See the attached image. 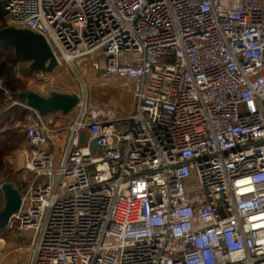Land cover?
<instances>
[{"label": "built area", "instance_id": "obj_1", "mask_svg": "<svg viewBox=\"0 0 264 264\" xmlns=\"http://www.w3.org/2000/svg\"><path fill=\"white\" fill-rule=\"evenodd\" d=\"M235 1L0 0V29L135 83L132 112L78 116L60 158L53 115L12 101L27 264H264V0Z\"/></svg>", "mask_w": 264, "mask_h": 264}, {"label": "rangeland", "instance_id": "obj_2", "mask_svg": "<svg viewBox=\"0 0 264 264\" xmlns=\"http://www.w3.org/2000/svg\"><path fill=\"white\" fill-rule=\"evenodd\" d=\"M232 1L233 4L237 2L235 0ZM2 19L3 17L0 19V21ZM85 65L89 73H83L81 70H79L77 63L69 65L68 63L61 62L60 67L54 70L51 74L44 77L45 80H41V82L33 81L34 83L42 85L44 90H47L46 94L48 90L51 89L59 90L61 92L75 91L78 93L80 97L78 106L70 113V115L66 116L65 118H61L62 115L60 113L51 114L53 116H58L56 118L54 127H57V129L59 128L58 131H62L66 135H68L70 128L72 127L76 118L80 115L83 117V119L86 118L95 120L97 119V116L102 115L107 120H115L121 118L123 115L122 113H131L136 104L135 102L134 105H131V99L127 100L125 98H121L119 92L111 87L116 85V83L113 82L115 79H87V74L94 76L95 73L92 70L90 61ZM39 79L43 78L39 77ZM27 84L26 87L28 89ZM25 143L26 144L24 148L17 150L8 157V167L12 169V174L16 176V179H18V175L22 174V170L26 171L24 169V154L28 153L30 148L27 141H25ZM18 187L21 190V186L19 185ZM29 239L30 236L28 232L22 233L18 230L10 231L6 229V227L0 230V263L27 264L29 256L25 248L29 243Z\"/></svg>", "mask_w": 264, "mask_h": 264}, {"label": "water", "instance_id": "obj_3", "mask_svg": "<svg viewBox=\"0 0 264 264\" xmlns=\"http://www.w3.org/2000/svg\"><path fill=\"white\" fill-rule=\"evenodd\" d=\"M10 46L13 54L28 63V70L33 74L49 75L59 65L45 39L29 30L6 27L0 29V47ZM12 101L22 102L44 117L53 113H60L66 117L77 107L78 94L75 92L49 91L42 96L34 91L19 92L11 95ZM92 152L100 151L95 140L89 143ZM0 190L4 197V205L0 211V230L13 214H17L21 205L20 193L9 184H1Z\"/></svg>", "mask_w": 264, "mask_h": 264}, {"label": "trees", "instance_id": "obj_4", "mask_svg": "<svg viewBox=\"0 0 264 264\" xmlns=\"http://www.w3.org/2000/svg\"><path fill=\"white\" fill-rule=\"evenodd\" d=\"M2 17L4 12L0 8V19ZM33 75L28 70V63L16 57L10 46L0 47V185L9 184L18 192L23 191L26 184L33 181L34 176L22 170V174L16 179L12 169L8 167V157L26 144L24 137L12 128L14 120L22 119L26 110L12 104L11 95L29 91L26 84ZM3 205L4 197L0 190V211Z\"/></svg>", "mask_w": 264, "mask_h": 264}, {"label": "crops", "instance_id": "obj_5", "mask_svg": "<svg viewBox=\"0 0 264 264\" xmlns=\"http://www.w3.org/2000/svg\"><path fill=\"white\" fill-rule=\"evenodd\" d=\"M89 61H90L89 59H83V60L78 61L77 62L78 69L81 70L83 73L88 72L87 69H86V65L85 64H87ZM60 65H61V63H59L58 67H60ZM46 76L47 75L34 74L33 75L34 79H31L30 81H28V84H27L28 85V90L29 91H34V92H36V93H38V94H40L42 96H46L48 94V92L52 91V90L57 91V92H61L59 90L51 89V90H48V92L46 94L47 90L45 91L42 85H39V84L33 82V81L41 82V80H45L44 77H46ZM39 77H41L43 79H39ZM88 78H91L92 80H102V79L104 80V78H101V77H99L96 74L94 76L91 75V74L90 75L87 74V79ZM98 78H101V79H98ZM108 79H110V80H114L115 79L113 82H115L116 85H113L111 87L116 89L119 92V95L121 96V98H125L127 100L131 99L130 104L131 105L135 104V102H136V99L134 97V95H135V93H134L135 83H134L133 80H123V79H118V78H107V79L105 78V80H108ZM73 92H75V91H73ZM68 93H71V92H68ZM76 94H78V93H76ZM122 114H123L122 115V117H123V116L129 114V112H125V113H122ZM53 117H54V119L56 121V118L58 116L55 115ZM61 118H65V117H61ZM88 118H90V117H88ZM103 119L107 120L104 116L100 115V116H97V119H95V120H103ZM52 128H56V133H54V134L50 133V135L48 136V147H47V150H51L56 155V158H60L61 155H62V152L64 150L65 142H66V139H67L68 135H66L62 131L59 132L58 131L59 128L57 129V127H52ZM0 264H4V263H0Z\"/></svg>", "mask_w": 264, "mask_h": 264}, {"label": "bare ground", "instance_id": "obj_6", "mask_svg": "<svg viewBox=\"0 0 264 264\" xmlns=\"http://www.w3.org/2000/svg\"><path fill=\"white\" fill-rule=\"evenodd\" d=\"M79 117H81V115H80ZM78 121H79V119H78ZM77 126H78V122H77V124H76V126H75V127H77ZM0 248H1V245H0Z\"/></svg>", "mask_w": 264, "mask_h": 264}]
</instances>
